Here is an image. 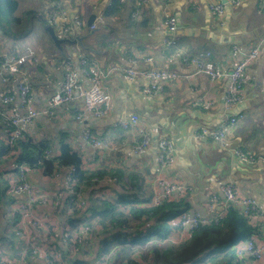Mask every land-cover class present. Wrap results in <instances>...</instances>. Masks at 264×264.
Segmentation results:
<instances>
[{"label":"crops","instance_id":"0c3cea01","mask_svg":"<svg viewBox=\"0 0 264 264\" xmlns=\"http://www.w3.org/2000/svg\"><path fill=\"white\" fill-rule=\"evenodd\" d=\"M35 1L34 9H30L35 11V15L29 17L27 23L31 20L39 25V29L43 27L45 30V21L47 27H53L57 36L63 39L61 48H58L46 27L47 46L30 47L36 52L37 60L27 62L23 69L31 80V99L35 106H43L45 98L54 92L67 70L80 69L82 57L88 59L89 70L99 76L101 86L111 94V112L105 117L89 113L87 119L77 118V112L83 106L82 99L77 98L60 105L53 116H37L33 128L28 132L37 140L50 141L51 153L58 154L62 140H66L81 154L84 166L91 169H120L124 173L121 181L116 176L107 177L89 188L90 192L86 193L88 204L98 205L96 214L101 215L105 209L104 203L108 200L130 202L120 205L115 214L117 217H129L132 208L157 206L154 199L161 191L157 182L164 178L184 184L188 190L173 194L162 202L176 205V209L180 211H196L205 216H215L224 208L221 188L229 183L239 196L254 198L261 208L263 216L255 219L261 225L260 232H255L253 236L264 240L263 0H242L239 5L220 0L225 3L226 8L222 17L211 11L208 0H148L138 19H133L130 15L135 1L125 0L121 11L110 19L105 18L95 30L89 28L90 16L104 15V8L111 0ZM56 2L64 6L70 25L73 26L68 33H61L63 18L54 16L58 7ZM166 14H173L178 20L176 45L171 50L165 46V39L171 35L163 24ZM79 18L85 20L86 25L75 28V20ZM8 38L2 35L0 29V61L13 51L14 47ZM235 45L244 51L257 46L261 55L251 61L243 74V98L229 105L226 98L231 81L230 72L238 61L231 54ZM56 47L64 50L63 61H60L61 54L54 50ZM208 53L210 54L207 56ZM172 55V61H168ZM147 57L152 60L147 61ZM194 57L220 64L227 75L213 80L206 73L197 70L192 63ZM132 59L138 61L135 64L137 69L154 66L174 70L182 75L197 73L191 78L181 77L169 82L166 85L167 94L145 95L141 88L148 82L147 79L138 76L131 80L126 74V69L133 66ZM12 77L8 84H4L0 77V108L7 112L21 110L17 97L12 104L2 103L5 94H17L16 75ZM81 81L86 87L91 84L85 74L81 76ZM133 113L141 116L142 124L149 128L152 137L150 145L142 151L135 150L136 140L133 135L119 125L121 120ZM231 117L238 119L228 126L224 140L217 141L197 134L202 128H217ZM85 122L90 126H86ZM86 128L97 137H105L107 144L95 148L90 142L83 140L81 134ZM7 134L8 130L3 125L0 113V137L6 139ZM164 134L173 139L176 156L172 164L162 167L159 162L158 140ZM238 148L253 153L258 159L255 162L240 160L235 154ZM54 177L56 178V174L44 176L41 171L36 170H32L29 175L31 183L37 188L57 190L67 186L66 181L56 182ZM126 193L128 195H123ZM212 193L218 196L215 200L211 199ZM137 199L139 202L136 204ZM65 200V197L61 198L56 206L42 204L38 207L40 211H46L52 216L56 226L53 233L57 235L66 229L76 230L74 227L87 223L88 218L93 215L89 210L91 208L85 207L80 218V211L69 216ZM178 217L172 221L173 231L169 236V241L174 243H180L191 236L180 230ZM144 218L149 217L147 215ZM7 219L10 221L8 214L4 213L0 221L3 224ZM152 223L154 219L147 221L139 229H149V236L137 234L140 231H136L135 235H141L139 240H142H138L142 244L137 246L125 241L135 229L131 232L130 229H124L110 239L108 234H98L91 251L84 255V259L87 263L96 264L102 251L98 249V245L104 250L107 245L117 244L120 238L131 249H137L133 254L136 260L137 257L142 258L150 264L151 248L154 247L148 239L152 238L153 241L156 236ZM141 224L142 222L139 225ZM117 230L109 228L103 232ZM144 237L146 238L143 239ZM166 240L159 242L156 248L163 247L166 250ZM119 247L116 246V249ZM138 262L141 263L139 260Z\"/></svg>","mask_w":264,"mask_h":264},{"label":"built area","instance_id":"2783aa9c","mask_svg":"<svg viewBox=\"0 0 264 264\" xmlns=\"http://www.w3.org/2000/svg\"><path fill=\"white\" fill-rule=\"evenodd\" d=\"M125 0H121L124 2ZM242 0H228L230 4L239 5ZM211 11L222 17L225 13V3L220 0H208ZM264 3V0H263ZM57 9L54 16H61L64 24L61 33H68L73 26L70 25L66 9L59 2H56ZM148 0H135L134 8L131 11V17L138 19L142 16ZM105 21L104 15L95 16L94 21L89 25L91 30H95ZM163 24L171 33L165 39L166 49L170 50L176 45L175 32L177 31L178 20L173 14H166L163 18ZM86 25L82 18L76 19L74 23L75 28H82ZM210 53L207 54V56ZM233 57L238 58L234 69L230 72V84L227 93V103L229 105L235 104L238 100L243 98V74L247 66L255 58L260 57L261 50L255 46L251 50L244 51L240 46L235 45L231 50ZM169 57L168 61H172ZM167 60V55L165 56ZM151 61V57L146 58ZM37 54L30 47H23L17 52H12L10 55L4 56L0 61V77L4 84H8L9 80L16 75L17 94L7 93L2 98L3 104H12L17 97L18 106L21 110H14L7 112L0 108L1 119L3 125L7 128V138L10 142L15 139L23 137L34 126L35 119L40 114L53 116L57 108L66 103H70L77 98L82 99L83 106L77 112V118L87 119L89 113L97 117H105L111 112V94L106 91L100 84L101 79L98 75L92 74L88 69V59L82 57L79 70L69 69L65 72L63 80L57 85L54 92L45 98L42 107L37 108L31 99L32 86L30 79L23 69L27 62L36 61ZM136 59H132V67L126 69V74L132 80L135 77L143 76L147 79V83L142 86L141 92L145 95H154L158 93L167 94L166 85L169 82L179 80L181 77L191 78L197 72L182 75L174 70L157 68L151 66L149 68L137 69ZM192 63L196 66L199 72H204L213 80L220 79L227 75L221 65L211 61L205 62L200 57H194ZM90 81V86L86 87L81 81V76L84 75ZM209 106V104H206ZM238 117H231L227 122L221 124L217 128H202L197 132L200 136H208L213 140L222 141L226 137L228 126L235 123ZM120 127L130 132L135 142V150L142 151L148 147L152 141L149 128L142 124L141 116L138 113L131 114L119 122ZM81 137L83 140L90 142L95 148H100L107 144L105 137H97L93 132L86 128L83 130ZM159 162L162 167L173 163L176 156V146L172 138L166 134L162 135L158 140ZM235 154L240 160L245 162H255L258 157L253 153H249L240 148L235 150ZM97 156V155H96ZM98 157H95L97 159ZM264 159V156H263ZM17 169L18 178H12L11 183L6 191L13 197L7 203L0 201V220L4 213L8 214L10 222L12 223L11 232L12 239L15 242L16 249L21 254L12 256L20 257L19 260L2 258L6 252L2 249L4 244L0 242V264H39V261L45 264H60L62 257H77L91 251L93 241L95 239V224L83 222L79 224L76 230L66 229L60 234H54L53 228L55 223L52 216L46 211L38 209L42 204L56 206L57 202L65 197V208L68 211L75 207L83 209L88 206L86 193L76 186L74 178L75 166H67L56 171V182L64 180L67 186L64 189L50 190L37 188L28 178V168L22 164L16 163L13 166ZM96 180V179H95ZM158 185L161 191L156 194L154 202L159 205L163 200L173 196V194H180L186 192L188 189L184 184H179L175 181L166 179H159ZM221 193L224 196L223 210L215 214V216H205L200 212L186 211L178 217L180 230L186 235H191L200 226L217 223L224 218L230 206H237L242 213L249 216L250 219H257L263 216L261 208H259L256 200L249 196H239L232 184H225L221 188ZM213 200L218 196L211 194ZM17 212L19 215L16 214ZM97 229V227H96ZM38 239L36 245L34 240ZM18 246V247H17ZM29 246L28 248H26ZM32 255L33 259L29 256ZM235 254L240 264H264V240L256 239L252 236L245 241H241L235 247ZM85 255V254H84ZM111 255L101 252L99 255L98 264H107ZM143 264V263H139Z\"/></svg>","mask_w":264,"mask_h":264},{"label":"trees","instance_id":"16d2710c","mask_svg":"<svg viewBox=\"0 0 264 264\" xmlns=\"http://www.w3.org/2000/svg\"><path fill=\"white\" fill-rule=\"evenodd\" d=\"M133 1L135 0H132V2ZM18 6V0H0V29L2 35L15 36L21 34V32H19L20 28L18 24V21L21 19L16 15ZM123 7L124 5L121 0H111L110 4L104 8V17L106 19L112 18L117 15ZM34 13V10H30L27 12V16L32 17L35 15ZM47 25L48 24L44 21L43 26L45 27V30ZM59 54H61L60 61H63L65 59L64 50H59ZM29 82L31 84V80ZM15 163L26 166L29 169V175L32 170H36L41 171L44 176H54L56 171L60 168L75 166L76 170L74 172V178L76 180V186L82 189L85 193H89V188L94 184H98L101 179L116 176L119 181H121L124 176V173L121 172L120 169H91L84 166L81 154L78 153L72 144L66 140H62L59 153L54 154L53 152L51 153L50 141L45 139L37 140L28 133L21 138L15 139L14 142H10L8 138L5 139L0 137V201L3 203L13 200V197L6 191L11 183V179L17 177L10 175L18 174L17 169L13 167ZM17 179L18 178H16V180ZM93 192L94 189H92V193ZM123 195L126 196L128 194L126 193ZM87 200H89L88 197ZM138 202L139 200L137 199L135 203L137 204ZM123 203L130 202L106 201L104 203L105 209L101 215L96 214L95 209L96 207L98 208L97 204L93 203L92 206L88 204L87 208H91L89 210L93 215L90 217L91 220L88 218L87 222L96 225L97 229L95 230V238L98 234L99 236L102 234H108L107 237L110 239L123 232L124 229H130L129 232H131L132 229H135V232L128 234L130 238L125 239V241L131 244L134 243V245L137 246L142 244L139 243V241L142 240H139L140 238L136 237V231H140L139 229L144 223L154 219L155 224L152 223L151 225L154 226L156 236L153 241L152 238L148 239L154 247L151 248L150 264H240L235 254L236 245L239 242L252 237L255 232L259 233L261 227L258 221L250 219L249 216L244 215L239 207L230 206L227 214L219 222L202 225L186 240H183L180 243H174L169 241V236L173 231L172 221L187 210L180 211L179 209H176V205L168 204L164 201L160 205L150 208H130L131 214L129 217L125 215L117 217L115 214L119 211L118 209H120V205ZM83 211L84 210L75 207L68 212L69 216L73 213L79 212L78 216L80 218L83 216ZM17 215H19L18 212L16 216H14L16 219L18 217ZM147 215L149 218L145 219L144 216ZM141 222L142 224L139 225ZM7 223L8 222L2 224L0 221V228L3 230V227ZM55 227L56 226H54L52 231H55ZM109 228L118 230L111 233L103 232L107 231ZM137 234H143V236L148 234L147 236H149V229L144 228ZM145 238L146 237L143 239ZM164 240L167 241V249L164 250L163 247L156 248L159 245V242L161 243ZM0 242L2 241L0 240ZM117 242L121 244L122 247L121 249L119 248L120 250L116 249L113 252L109 263L107 264H139L138 260L133 257V254L137 252V249H131V246L126 245L127 243L121 242L120 238ZM2 243L5 245L9 244L7 242ZM14 243L12 240V245H9L13 247V249L15 248L14 250L18 252ZM2 249L5 251L4 248ZM98 249L103 250V247L99 244ZM84 254L77 256L73 261L70 260L68 256H63L62 263L60 264H85L87 262L86 260H83ZM11 258L16 260L20 259V257L12 256ZM145 260H147V258H145ZM93 263L88 262L87 264Z\"/></svg>","mask_w":264,"mask_h":264},{"label":"rangeland","instance_id":"374dc122","mask_svg":"<svg viewBox=\"0 0 264 264\" xmlns=\"http://www.w3.org/2000/svg\"><path fill=\"white\" fill-rule=\"evenodd\" d=\"M18 1H19V6H18V10L16 12V15H18L21 19L18 21L19 28H20L19 32H21V34H18L15 36H8L9 37L8 38L9 43L12 45V47H14L12 52H17L20 48L25 47V46L34 47V48H36V47L42 48L43 46L46 47L47 42L45 39V30H43L44 28L41 27L39 29V25L37 23L32 22L31 20L29 23H27V21L29 20V17L27 16V12L30 11V9H34L36 1L35 0H18ZM85 28H87V26ZM54 50L59 53V49L57 47L54 48ZM88 66L89 65H87V67ZM10 176L16 177L17 174H12ZM50 190H53V188H50ZM10 219H12V217H10ZM90 220H91V218H90ZM7 222L8 223L3 227L4 228L3 230L0 228V238H2L0 240L3 242H7L10 245H12V239L10 237L12 235V232H11L12 223L8 219H7ZM94 228H95L94 229V231H95L96 227H94ZM141 235H143V234H141ZM141 235H136V237L140 238ZM37 241H38V239L34 240L35 245H36ZM116 246H118V247L120 246L119 247L120 249L122 247L118 243L114 244L113 246L107 245L105 247V249L102 250L101 252L107 253L110 256L111 253L113 254V252L116 250ZM28 247L29 246H27L26 248H28ZM4 249H5L6 255H4L2 258H5V259H10L11 256L21 254L20 252H17L16 250L12 249L7 244L6 245L4 244ZM120 249H117V250H120ZM29 258L33 259V258H36V256L32 257V255L30 254ZM84 258H85V256L83 257V260H85ZM69 259L73 261L75 259V257H69ZM137 259L141 263L147 264V262L144 261L143 259H140L138 257H137ZM98 260H99V258H98ZM39 264H41V261H39Z\"/></svg>","mask_w":264,"mask_h":264},{"label":"water","instance_id":"95a60500","mask_svg":"<svg viewBox=\"0 0 264 264\" xmlns=\"http://www.w3.org/2000/svg\"><path fill=\"white\" fill-rule=\"evenodd\" d=\"M95 16H96L95 14H93V15L90 16V18H89V20H88V24H89V25L94 21ZM47 29H48V31L50 32V34H51V36H52V39L54 40L55 44H57L58 48H61V45H60V44L62 43L63 39H61V38H59V37L57 36V34H56V32H55V30H54L53 27L48 26ZM85 125H86V126H90V125H89L88 123H86V122H85Z\"/></svg>","mask_w":264,"mask_h":264},{"label":"clouds","instance_id":"9594fccd","mask_svg":"<svg viewBox=\"0 0 264 264\" xmlns=\"http://www.w3.org/2000/svg\"><path fill=\"white\" fill-rule=\"evenodd\" d=\"M9 230V229H8Z\"/></svg>","mask_w":264,"mask_h":264}]
</instances>
